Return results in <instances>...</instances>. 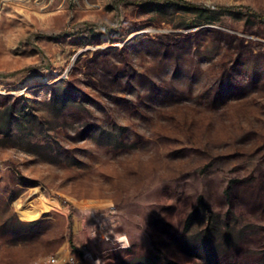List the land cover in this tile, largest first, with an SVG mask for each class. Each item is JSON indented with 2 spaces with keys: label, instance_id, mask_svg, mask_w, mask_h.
I'll list each match as a JSON object with an SVG mask.
<instances>
[{
  "label": "rangeland",
  "instance_id": "374dc122",
  "mask_svg": "<svg viewBox=\"0 0 264 264\" xmlns=\"http://www.w3.org/2000/svg\"><path fill=\"white\" fill-rule=\"evenodd\" d=\"M0 264H264V0H0Z\"/></svg>",
  "mask_w": 264,
  "mask_h": 264
},
{
  "label": "trees",
  "instance_id": "16d2710c",
  "mask_svg": "<svg viewBox=\"0 0 264 264\" xmlns=\"http://www.w3.org/2000/svg\"><path fill=\"white\" fill-rule=\"evenodd\" d=\"M181 9H184L185 11H189V12H198L200 14H203L204 16H206L207 21L211 22L213 21V17L216 15L215 12H213L211 9H203L191 4H186L185 6L181 7ZM233 191V186L230 187V189L227 191V196L229 197L230 194ZM205 204H202L194 213H192L190 215V217L187 220V225L188 226H194L197 222L199 217L203 216L206 221L210 224H212L214 222V215L213 214H207V211L205 212Z\"/></svg>",
  "mask_w": 264,
  "mask_h": 264
},
{
  "label": "built area",
  "instance_id": "2783aa9c",
  "mask_svg": "<svg viewBox=\"0 0 264 264\" xmlns=\"http://www.w3.org/2000/svg\"><path fill=\"white\" fill-rule=\"evenodd\" d=\"M112 233V232H111ZM102 239H104V240H108V241H110V240H115V239H113V237L111 236V234H105L103 237H102Z\"/></svg>",
  "mask_w": 264,
  "mask_h": 264
}]
</instances>
